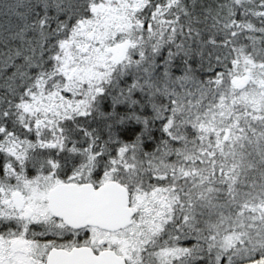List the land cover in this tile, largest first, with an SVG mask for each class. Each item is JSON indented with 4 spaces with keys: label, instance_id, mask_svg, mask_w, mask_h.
Masks as SVG:
<instances>
[{
    "label": "snow or ice",
    "instance_id": "1",
    "mask_svg": "<svg viewBox=\"0 0 264 264\" xmlns=\"http://www.w3.org/2000/svg\"><path fill=\"white\" fill-rule=\"evenodd\" d=\"M0 264H264V0H0Z\"/></svg>",
    "mask_w": 264,
    "mask_h": 264
}]
</instances>
